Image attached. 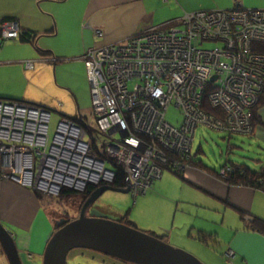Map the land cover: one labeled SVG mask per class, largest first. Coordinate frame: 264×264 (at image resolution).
Segmentation results:
<instances>
[{
	"label": "built area",
	"instance_id": "obj_1",
	"mask_svg": "<svg viewBox=\"0 0 264 264\" xmlns=\"http://www.w3.org/2000/svg\"><path fill=\"white\" fill-rule=\"evenodd\" d=\"M20 32L16 21L3 22L1 42L17 40ZM209 43L215 46L204 47ZM259 44L264 9L236 5L184 12L122 43L87 50L82 60L93 125L82 128L62 116L51 134L48 108L0 100L1 179L58 198L64 190L83 194L89 186H110L120 173L133 198L146 194L164 171L188 168L183 160L199 125L252 133L250 111L264 87ZM23 66L32 69V60ZM170 106L182 117L178 125L166 118ZM90 128L97 139H90Z\"/></svg>",
	"mask_w": 264,
	"mask_h": 264
},
{
	"label": "crops",
	"instance_id": "obj_2",
	"mask_svg": "<svg viewBox=\"0 0 264 264\" xmlns=\"http://www.w3.org/2000/svg\"><path fill=\"white\" fill-rule=\"evenodd\" d=\"M236 5L248 9H264V0H0V25L3 19L12 18L20 30L39 34L34 43L17 39L5 41L0 45V67L11 66L19 71V75L12 77L10 86H0V99L43 106L54 112L55 109L51 107L49 98L43 91L46 88V77L52 69L54 72V69L59 68V84L72 90L76 99L82 100L89 95V85L81 59L87 50L101 47L100 42L124 41L139 32L170 24L184 12L230 10ZM48 31L51 34L41 35ZM96 32H100L101 37H98ZM60 36L67 45L70 43L66 40L75 38L72 41L75 45L70 44L72 47L62 49H70L66 52L57 49L51 39H58ZM57 53L59 55H56ZM51 58L59 61L51 63L48 60ZM27 60L34 61L33 68L21 69L23 62ZM70 63L80 65L84 87H70L69 83L63 80V76L68 75L70 68L74 66L69 68L67 65ZM11 70H8V73ZM49 80L52 84L51 79ZM79 114L85 117L77 107L74 116ZM259 116L264 124V106L259 111ZM253 135L264 141V127H256ZM166 171L177 179L179 189L177 194L172 193L163 198L170 199L174 195L177 200L175 216L179 214L187 217H181L183 222L179 225L185 227V231L179 228L180 231L176 234L182 235L189 243L194 241V245L212 249L195 238L197 232H204L216 239L217 247L225 246L226 250L220 256L224 257L226 262L264 264V235L248 229L249 217L264 220L262 191L228 184L221 177V168L217 170L218 174L215 170L209 172L196 167H188L182 175ZM164 172L149 189L152 194L157 192L158 197H161V190L169 188V176H164ZM27 194L31 195L28 191L0 179V222L5 216L18 215L20 222L16 226L22 230L30 229V216L27 219ZM152 198L154 196L151 195L149 199ZM141 199L139 204L142 208L149 207L150 201ZM179 204L187 206L182 213L178 212ZM163 235L165 238L170 236L169 232L165 231ZM24 239V243L19 242L21 245H16L17 237H13L21 264H42L41 251L30 250L27 237ZM229 250L233 253L230 259L226 256ZM0 255V264H8L1 248ZM217 258L218 263L221 262L222 259L218 255Z\"/></svg>",
	"mask_w": 264,
	"mask_h": 264
},
{
	"label": "rangeland",
	"instance_id": "obj_3",
	"mask_svg": "<svg viewBox=\"0 0 264 264\" xmlns=\"http://www.w3.org/2000/svg\"><path fill=\"white\" fill-rule=\"evenodd\" d=\"M177 24L178 23H175V25ZM74 39H69L66 41L70 44L75 45V43L72 42ZM51 40H53V44L55 45V47L57 49H60L61 51L66 52V50L70 49H62L67 46L72 47V45H67L64 41H62L61 36L58 39ZM100 43V46L102 47L107 44H112L113 42ZM214 46L215 44L212 43L204 45V47L207 48ZM56 55H59V53H57ZM66 56H68V54ZM48 60L51 63L59 61L55 58H51ZM32 62L34 65L33 60ZM82 62L84 65L83 60ZM67 66H69V68L71 66L72 67L70 68V73L68 74L69 77H66L68 75L63 74V80L69 83L70 87H73L75 85L84 87V76L82 75L83 73L81 71L80 65L70 63ZM23 67L24 66L22 65L21 69ZM17 68H19V66ZM10 69L12 70L8 73V70ZM58 71L59 68L58 70L54 69V72L52 69V72H50L46 77V88L42 85V87L45 88V90L43 91H45L47 97L49 98V104L52 108L55 109L54 112L49 109L50 111H52L50 133L53 134L56 123L62 117L61 114L74 118L73 120L82 128H84L87 124L92 126L93 118L91 113L90 91L89 95L87 97H84V99H76V97H74L72 93V90H70L66 86L59 84ZM16 75H19V71H17L15 67H0V86H10L12 77ZM49 79H51L52 84ZM33 81V83H35L34 79ZM48 81L50 84H48ZM36 92L40 94L39 91ZM20 103L33 105L25 102ZM60 104L62 106H60ZM77 107L78 110H80V112L85 117H83L81 114V116L77 115L78 117L74 116L75 112L77 111ZM85 118H87V120H85ZM166 118L171 124L174 125H178L179 122L182 120V117L180 116L179 112L175 110L172 106L168 108ZM255 129L256 128L254 127L250 135L243 136L235 134L230 135L225 132L216 131L208 127L199 125L194 133L191 154L194 155L195 151L200 147L203 153L195 155L196 160H200L204 165L214 169L215 171L219 170L225 164L226 161H231L235 164H244L250 170L257 171L260 168V165L264 162V141L254 137L253 134L255 133ZM167 174L169 176V188L161 190V197H158V195H156L157 192L156 194H152L153 192L151 190H148L149 192L146 193L147 195H140L136 198H133L129 193L121 194L117 192L106 191L100 196V198L95 204V207H93L94 209H91L89 211L90 213L88 216H90L92 211H98V213H100L101 216L105 219L124 223L128 226L135 227L137 230L145 232L147 234L160 236L163 235L164 231L169 232V238L164 237V241L169 243L172 247L181 249L191 254L192 256L197 258L202 264H232V261L228 263L224 260V257L220 256L224 254L226 250L225 246L219 245L218 247H216L215 251L213 249H205L199 247L200 245H194V241L192 243L185 241L182 235L176 234V232L180 230L185 231V227H181L179 225L183 222V219H186L187 217L181 216L179 214H176L175 216L174 208L176 206L177 200L176 198H174V195L173 198L170 199L163 198L165 195H170L172 193L177 194L179 189V185H177V179L172 177L173 175H171V173L165 171L164 176H166ZM223 176L224 174L221 173V177ZM13 185L17 188L26 190L28 191V193L31 194H27V219L30 216V229L22 230L16 226L20 222L18 221V219H20L18 215H12L10 217L5 216L4 218H2L1 221L6 224L8 230H10L14 235H16V245H18L19 242H21V244L24 243V238L26 236L27 246L29 247V249H32L33 251L38 250V252L41 251V253L43 254L47 240L50 238L53 232H55L59 228L58 226H56V222L59 221L60 218L65 219L67 217H70L69 221H71L78 217L79 213L76 207L78 202L80 201V198H76L74 199L75 201H72L73 199L70 200L66 199L65 197L57 199H51L50 197H37L33 192H29L28 189L18 186L17 184H15V182ZM151 195L154 196V198L149 199ZM141 198L148 199L150 201L148 205L149 207H147L146 209H143L141 204H139V200ZM186 207L187 206H185L184 204H179L178 212H184L186 210ZM66 222H68V220ZM187 222H189V220ZM179 228L181 229L179 230ZM201 248L206 250V252L203 251ZM217 255L219 258L222 259L219 263ZM83 260L86 261L85 259ZM73 264L78 263L73 262Z\"/></svg>",
	"mask_w": 264,
	"mask_h": 264
},
{
	"label": "water",
	"instance_id": "obj_4",
	"mask_svg": "<svg viewBox=\"0 0 264 264\" xmlns=\"http://www.w3.org/2000/svg\"><path fill=\"white\" fill-rule=\"evenodd\" d=\"M128 185L126 181L124 189L111 186L98 188L86 200L76 219L61 221L46 242L42 264H67V256L74 249L92 250L131 264H202L191 254L172 247L157 236L105 219L95 211L90 216L85 214L87 207L104 192L127 194ZM0 248L8 264H21L13 237L1 223Z\"/></svg>",
	"mask_w": 264,
	"mask_h": 264
},
{
	"label": "trees",
	"instance_id": "obj_5",
	"mask_svg": "<svg viewBox=\"0 0 264 264\" xmlns=\"http://www.w3.org/2000/svg\"><path fill=\"white\" fill-rule=\"evenodd\" d=\"M5 21H15L12 18H6L3 19L1 24ZM1 26V25H0ZM46 34H51L50 31L48 32H43L41 35H46ZM39 34L34 33V32H28L25 30H21L18 39L21 42H28V43H34L35 40L38 38ZM4 42H1L0 39V45H2ZM260 45V46H259ZM255 45V49H257L259 52L264 53V45L259 44ZM8 101H13V100H8ZM264 106V87L263 90L261 91L257 104L251 109L250 114H251V124L253 128L255 127H264L263 122L261 121V117L259 116V111L263 108ZM204 110L207 113L210 114H215V115H221L218 110L210 109L208 107H204ZM78 117V116H77ZM88 134L90 139L94 140L97 139V134L95 129H88ZM92 145L95 148V143L92 141ZM96 150V148H95ZM202 149L199 147L194 155L191 153L183 160V163L187 167H196L199 169H204L208 170L209 172L214 171L212 168H209L208 166L204 165L200 160H196L195 155L202 154ZM221 170H223V178L226 180V182L230 185H235V186H245V187H250L256 190H260L264 193V162L260 165V168L257 171H252L250 170L246 165L244 164H235L231 161H226L225 164L221 167ZM218 174V171H216ZM177 174V173H176ZM183 173H181L182 175ZM179 175V174H177ZM112 186H115L117 188H123L125 186V178L122 177L120 173L117 174V177L115 181L113 182ZM95 189L92 186H89L84 194H78L73 191H68L64 190L60 194L58 198L65 197L66 199H70L72 201H75L76 195H85L87 193H90L91 190ZM35 195L37 197H43L42 194L35 192ZM78 197V196H77ZM57 199V198H56ZM248 229L251 231L257 232L259 234L264 235V220L257 218V217H249V224H248ZM154 236V235H153ZM159 239L164 240L163 238L165 235H160L157 236ZM196 240L201 242L202 244L211 247L212 249H215L217 247V241L216 239L204 232H197L196 233ZM2 251V250H1Z\"/></svg>",
	"mask_w": 264,
	"mask_h": 264
},
{
	"label": "flooded vegetation",
	"instance_id": "obj_6",
	"mask_svg": "<svg viewBox=\"0 0 264 264\" xmlns=\"http://www.w3.org/2000/svg\"><path fill=\"white\" fill-rule=\"evenodd\" d=\"M129 183V182H128ZM93 187V186H92ZM111 187H114V188H117L115 186H112ZM130 187V183L128 185V189ZM95 188V187H94ZM98 188L100 187H97L93 190L90 191V193H87L85 195H76L75 198H80L78 204H77V207L76 209H78V213L81 212L82 208H83V205L84 203L86 202V200L90 197V195L95 191L97 190ZM126 188V186H124L123 188H120V189H124ZM31 192H33L35 194V191L34 190H29ZM86 192V191H85ZM84 192V193H85ZM76 193V192H75ZM83 193V194H84ZM41 194V193H40ZM79 194V193H78ZM43 197H46L45 195L42 194ZM78 196V197H77ZM100 198V196L90 205L87 207V209L85 210V214L88 216L89 215V211L92 209H94L93 207H95V204L96 202L98 201V199ZM51 199H56V198H51ZM94 212V211H92ZM95 212H98V211H95ZM66 214V213H65ZM70 218V217H69ZM68 217L63 219V218H60L59 221H57L56 223V226L59 227V223L61 221H69ZM6 229H7V226L6 224L0 222ZM7 231L11 234V236L14 237V234L7 229ZM83 259H85L86 261H84ZM73 262L75 263H78V264H131V263H127V262H123V261H120V260H117V259H114L112 257H109V256H106L104 254H101L99 252H95V251H92V250H87V249H74L72 250L71 252H69L68 256H67V264H73Z\"/></svg>",
	"mask_w": 264,
	"mask_h": 264
},
{
	"label": "bare ground",
	"instance_id": "obj_7",
	"mask_svg": "<svg viewBox=\"0 0 264 264\" xmlns=\"http://www.w3.org/2000/svg\"><path fill=\"white\" fill-rule=\"evenodd\" d=\"M241 2V1H240ZM98 33L99 32H96L95 34L99 37V35H98ZM132 36H134V35H132ZM131 36V37H132ZM100 37H101V35H100ZM131 37H129V38H131ZM123 41H120V42H116V43H112V44H118V43H122ZM109 45V44H108ZM260 46V45H259ZM253 109V108H252ZM82 118V117H81ZM251 126H252V124H251ZM252 129H253V126H252ZM31 137V136H30ZM175 173V172H174ZM116 176H117V174H116ZM41 203V202H40Z\"/></svg>",
	"mask_w": 264,
	"mask_h": 264
}]
</instances>
